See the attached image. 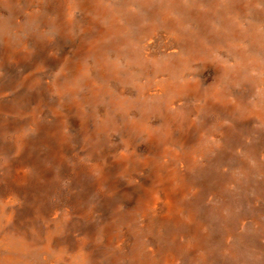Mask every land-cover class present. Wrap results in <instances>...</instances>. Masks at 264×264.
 Instances as JSON below:
<instances>
[{
    "label": "rangeland",
    "instance_id": "374dc122",
    "mask_svg": "<svg viewBox=\"0 0 264 264\" xmlns=\"http://www.w3.org/2000/svg\"><path fill=\"white\" fill-rule=\"evenodd\" d=\"M231 1L0 0V264H264V0Z\"/></svg>",
    "mask_w": 264,
    "mask_h": 264
},
{
    "label": "bare ground",
    "instance_id": "6f19581e",
    "mask_svg": "<svg viewBox=\"0 0 264 264\" xmlns=\"http://www.w3.org/2000/svg\"><path fill=\"white\" fill-rule=\"evenodd\" d=\"M188 1V0H187ZM224 1V0H223ZM229 1H231V0H229ZM150 2H151V0H150ZM182 2V1H181ZM232 2V1H231ZM230 2V3H231ZM33 3V2H32ZM106 3V2H105ZM227 3V2H226ZM234 3V2H233ZM96 4H98V3H96ZM195 4V3H194ZM204 4V3H203ZM228 4V3H227ZM146 5V4H145ZM215 5H217V3L215 4ZM226 5V4H225ZM107 6V5H106ZM192 6V5H191ZM194 6V5H193ZM192 6V7H193ZM201 6V5H200ZM223 6V5H222ZM228 6V5H227ZM205 7V6H204ZM127 8V7H126ZM207 8V7H206ZM220 8V7H219ZM225 8H228V7H226L225 6ZM232 8V7H231ZM230 8V9H231ZM117 9V8H116ZM200 9V8H199ZM203 9V8H202ZM222 9V8H221ZM105 10V9H104ZM213 10H214V7H213ZM212 10V11H213ZM218 10V9H217ZM227 10H229V9H227ZM106 11V10H105ZM200 11V10H199ZM204 11H205V9H204ZM207 11V10H206ZM219 11V10H218ZM221 11V10H220ZM224 11H226V9L224 10ZM234 11V10H233ZM109 12V11H108ZM127 12V11H126ZM228 12V11H227ZM107 13V12H106ZM111 13V12H110ZM135 13V12H134ZM206 13V12H205ZM211 13H213V12H211ZM221 13H222V15H223V12L221 11ZM236 13H238V12H236ZM122 14H124V13H122ZM126 14V13H125ZM214 14V13H213ZM113 15V14H112ZM111 15V16H112ZM204 15V14H203ZM208 15V14H207ZM216 15V14H215ZM217 15H220L219 13L217 14ZM238 15V14H237ZM101 16H102V14H101ZM109 16V15H108ZM236 16V15H235ZM103 17V16H102ZM119 17V16H118ZM214 17V16H213ZM239 17H240V15H239ZM111 18V17H110ZM209 18V17H208ZM218 18V17H217ZM114 19V18H113ZM228 19V18H227ZM240 19V18H239ZM109 21V20H108ZM222 21V20H221ZM224 21H225V23L224 24H226V20L224 19ZM234 21V20H233ZM115 22H117V21H115ZM223 22V21H222ZM230 22H232V21H230ZM235 22V21H234ZM237 22V21H236ZM101 23V22H100ZM114 23V22H113ZM112 24V23H111ZM183 24V23H182ZM187 24H188V22H187ZM211 24V23H210ZM221 24V23H220ZM233 24V23H232ZM231 24V25H232ZM238 24V23H237ZM5 26V28H8V24L5 22V24H4ZM100 25V24H99ZM114 25V24H113ZM118 25V24H117ZM230 25V24H229ZM249 25V24H248ZM221 26V25H220ZM239 26H241V25H239ZM104 27V26H103ZM117 27H119V26H117ZM122 27V26H121ZM219 27V26H218ZM217 27V28H218ZM233 27V26H232ZM237 27V26H236ZM2 28H3V25H2ZM193 28V27H192ZM223 28V27H222ZM247 28V27H246ZM127 29V28H126ZM220 29V28H219ZM234 29V28H233ZM239 29V28H238ZM190 30V29H189ZM237 30V29H236ZM246 30V29H245ZM214 31V30H213ZM254 31H255V29H254ZM217 32V31H216ZM242 32V31H241ZM243 33H244V31H243ZM238 34H239V32H238ZM261 34V33H260ZM241 35V34H240ZM244 35H246V34H244ZM253 35H255V34H253ZM243 36V35H242ZM249 36V35H248ZM259 36V35H258ZM251 37V36H250ZM256 37V36H255ZM246 38V37H245ZM111 39V38H110ZM199 39H201L200 37H199ZM261 39V38H260ZM259 42V41H258ZM227 43V42H226ZM216 44V43H215ZM214 44V45H215ZM213 45V46H214ZM258 45H260L259 43H258ZM210 46V45H209ZM217 46V45H216ZM220 46V45H219ZM187 48V47H186ZM222 50V49H221ZM210 53V52H209ZM249 58V57H248ZM252 59V58H251ZM250 59V60H251ZM252 61V60H251ZM256 61V60H255ZM244 62V61H243ZM253 62V61H252ZM241 63H242V61H241ZM251 63V62H250ZM249 63V64H250ZM245 65V64H244ZM252 65V64H251ZM262 79V78H261ZM2 214H4V213H0V217H2L3 215ZM1 222V221H0ZM8 223V222H7ZM7 223H5L6 225H7ZM3 224V223H2ZM4 225V224H3ZM1 229V228H0ZM12 235V234H11ZM0 242L2 243V246H3V251L5 252V251H7V252H14V253H21V252H24L23 251V240H21V239H18V238H16V237H14V236H7V238H5L4 240H2L1 241V239H0ZM25 249V248H24ZM9 262V261H8ZM14 262H16V259H12V263H14ZM87 262V261H86ZM5 263H7V262H5ZM84 263V262H83Z\"/></svg>",
    "mask_w": 264,
    "mask_h": 264
}]
</instances>
